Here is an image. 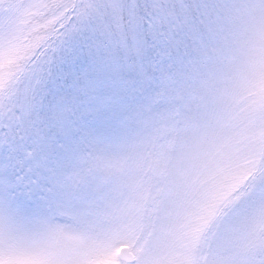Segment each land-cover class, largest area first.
Masks as SVG:
<instances>
[{"label":"snow or ice","instance_id":"obj_1","mask_svg":"<svg viewBox=\"0 0 264 264\" xmlns=\"http://www.w3.org/2000/svg\"><path fill=\"white\" fill-rule=\"evenodd\" d=\"M0 264H264V0H0Z\"/></svg>","mask_w":264,"mask_h":264}]
</instances>
